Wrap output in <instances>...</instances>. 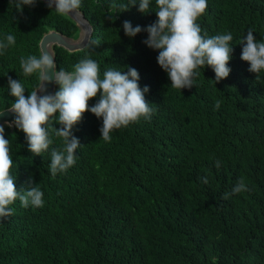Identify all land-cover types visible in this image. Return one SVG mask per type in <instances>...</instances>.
<instances>
[{"label":"trees","instance_id":"1","mask_svg":"<svg viewBox=\"0 0 264 264\" xmlns=\"http://www.w3.org/2000/svg\"><path fill=\"white\" fill-rule=\"evenodd\" d=\"M129 4L81 0L92 36L80 51L55 47L56 70L73 71L86 56L101 78L108 68H135L154 112L114 129L109 142L100 139L102 120L85 112L73 128L76 162L55 177L51 151L61 141L52 129L53 144L35 156L22 131L5 127L17 190L31 177L44 203L24 208L17 200L14 214L0 219V264H264V70L256 79L240 59L249 30L264 41V0H207L196 23L202 36L232 34L231 72L214 84L210 68L197 69L193 87L181 90L158 66V51L143 43L147 33L129 38L122 29L124 21L142 29L153 24L155 0L145 14L138 3L120 7ZM51 30L78 32L40 0L22 13L0 0V41L16 38L0 55V111L14 102L9 77L21 82L26 97L38 86L36 73L23 74L20 58L39 57V42ZM98 99L99 93L89 107ZM241 177L248 190L232 195Z\"/></svg>","mask_w":264,"mask_h":264},{"label":"clouds","instance_id":"2","mask_svg":"<svg viewBox=\"0 0 264 264\" xmlns=\"http://www.w3.org/2000/svg\"><path fill=\"white\" fill-rule=\"evenodd\" d=\"M9 3H14L17 12L22 13L24 6L34 7L37 0H9ZM137 3L138 12H148L150 0H130L128 6L120 7L127 10ZM155 4L157 19L153 24L142 29L139 25L133 27L130 21H124L122 29L129 38L142 31L147 33L143 43L158 51L157 64L167 74L171 87L179 90L192 88L194 77L200 75L197 69L206 66L214 72V84L227 78L231 72L227 65L231 59L232 48L229 42L233 39L232 34L202 36L201 27L196 23L207 8V0H155ZM53 6L59 16L77 17L80 15L78 9L81 0H46L47 8L52 9ZM15 42L16 38L11 34L0 41V55ZM240 44L243 45L241 61L246 62L249 65L248 71L259 79L258 74L264 70V41L257 42L249 30ZM20 67L25 76L36 73L39 84L26 97L21 82L8 78V92L14 102L7 110L13 119L10 123L0 124V219L14 214L11 205L17 200L24 208L30 205L41 208L44 203L43 192L33 185L31 177L26 189L17 190L15 177L10 174L13 159L10 156L9 140L4 135L5 127H15L22 131L28 151L35 156H40L53 144L49 135L51 128L53 135L61 141V146L51 151L49 170L55 177L58 172H65L76 162L75 153L80 143L73 135V128L85 112L102 120L100 139L105 142L111 140L110 133L114 129L127 127L141 118L148 120L154 112L145 100L149 89L147 86L140 88L139 73L135 68L128 67L126 72L108 68L101 78L97 62L86 56L75 65L73 71H65L63 68L57 71L54 56L47 51L46 46L41 48L39 57H21ZM48 84L58 86V91L45 94ZM97 93L99 99L89 107L88 102ZM220 104L221 101H216L215 107L218 109ZM56 113L58 116L54 117ZM53 122L60 125L59 129L51 126ZM219 166L220 161L217 160L216 167ZM202 182L207 184V177ZM247 190L244 178L241 177L231 194ZM228 197L229 193H225L222 199Z\"/></svg>","mask_w":264,"mask_h":264},{"label":"water","instance_id":"3","mask_svg":"<svg viewBox=\"0 0 264 264\" xmlns=\"http://www.w3.org/2000/svg\"><path fill=\"white\" fill-rule=\"evenodd\" d=\"M46 5V0H40ZM55 10V7L53 8ZM79 11V10H78ZM77 17H68L78 28V32L74 36H66L57 31L51 30L48 33L44 34L39 42V49L42 47L47 48V51L54 56L55 62V53L53 48L60 47L66 51L73 53L84 49L92 36V26L89 24L87 19L84 17L82 12ZM47 92L45 94L54 93L55 85L48 84L46 85ZM39 94V93H38ZM9 108L0 111V124L10 123L13 119L12 115L7 113ZM13 127H11L12 129Z\"/></svg>","mask_w":264,"mask_h":264}]
</instances>
